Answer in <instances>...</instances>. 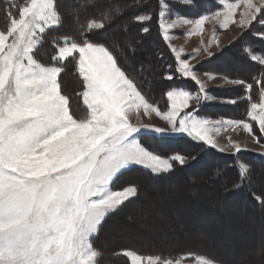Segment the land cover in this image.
<instances>
[{
  "label": "snow or ice",
  "instance_id": "6c2138e0",
  "mask_svg": "<svg viewBox=\"0 0 264 264\" xmlns=\"http://www.w3.org/2000/svg\"><path fill=\"white\" fill-rule=\"evenodd\" d=\"M241 2L245 7L239 21L234 19L239 4L227 3L226 11L211 17L205 14L199 19L162 24L163 38L171 40L169 29L187 24L193 26L189 34H200L206 22L221 16L224 28L229 22L239 23L242 28L253 21L264 25V0L259 4L254 0ZM160 3L161 8L168 7L165 0ZM184 3L190 4L191 0ZM0 11L8 23L6 30H0V264H98L100 253L91 238L109 213L136 195L135 187L113 190L110 185L114 178L131 165H142L157 174L173 168L169 159L142 146L137 134L186 133L215 148L210 132L241 126L252 132V124L244 120L213 121L199 118L195 110L183 111L192 100L199 103L211 98L194 96L187 90L168 91L171 109L162 112L141 94L107 47L64 36L62 41H53L60 46L51 59L59 63L78 54L87 114L77 117L70 110L69 98L61 93L59 77L64 67L45 65L34 55L46 30L62 24L55 0H30L22 9L14 0H4ZM107 19H91L86 27L81 26V35L104 29ZM150 19L148 15L139 16L140 21ZM172 51L179 74L190 78L203 93L205 83L198 79L188 60L181 59L183 49ZM245 51L251 53V49ZM250 58L264 67V55L250 54ZM206 74L214 79L216 71L208 69ZM226 82L240 85L247 92L253 88L252 83L241 79ZM258 83L260 102L251 104L248 115L264 133V81ZM141 111L143 115L155 113L170 125V132L132 123L130 116L135 114L139 120ZM232 146L237 153L241 151L238 143ZM171 160L185 163L182 155H174ZM240 168L242 175L248 172L244 164ZM143 261L139 255L132 256V264ZM147 264L173 261L148 256ZM197 264L214 262L201 256Z\"/></svg>",
  "mask_w": 264,
  "mask_h": 264
},
{
  "label": "rangeland",
  "instance_id": "374dc122",
  "mask_svg": "<svg viewBox=\"0 0 264 264\" xmlns=\"http://www.w3.org/2000/svg\"><path fill=\"white\" fill-rule=\"evenodd\" d=\"M88 1L90 2L91 0ZM107 1L111 2L112 0ZM76 2L78 1L76 0ZM117 3L118 6L114 7V12H117L118 7L122 8L124 6V3L119 0H117ZM227 3L239 4L234 17L236 21H239L241 13L244 11V4L241 0L236 2L223 0L224 9L221 12L226 11L225 4ZM254 3L259 4L260 0H254ZM75 5V2L73 1L69 6V12L73 15L72 18L78 19V23L81 24L82 21H80L79 18L84 11L82 10V12H80L78 6ZM176 19L184 18H170L166 8L162 9L160 13V25L173 23ZM223 19V16H221L219 20L210 19L206 22L204 25V31L200 34H189L193 29V26L190 24L178 25L175 28L169 29V35L172 39L169 41H161L158 47L163 52H168L167 50L169 49L174 56L175 53L172 51V48L177 50L183 49V52L180 53L181 59L188 60L190 66L194 69L195 66H200L203 61L211 58L213 55L222 51L224 47L233 43L249 27L242 28L239 23L229 22L228 27L224 28L222 23ZM119 23L120 28L118 31L119 33H117L118 37L127 46L129 37L123 36L120 33L125 31L124 29H126V25L132 26V24L128 18H123ZM48 30H46V33ZM161 30L162 35L164 36L162 27ZM132 31L135 32H133L130 37H136L138 31L135 29ZM155 36L154 32L153 38L151 37L153 40L149 39V41L144 40L143 37L141 39L139 38V40L137 38L135 43H137L138 50L141 52L142 50L148 51L149 49L151 50L155 48L158 44L156 43L157 39ZM234 49L235 48H233V50ZM234 51L238 56L240 55L238 48ZM209 52L211 55H209ZM74 55L78 56V54ZM139 55L140 54H138V56ZM148 57L156 60V54L154 52ZM134 59V61H137V66L142 61L141 58L138 57ZM65 61L60 62L63 63ZM147 61H149V58ZM218 64L232 72L246 73L251 70L246 64L235 61L230 55L224 56L218 61ZM194 70L197 73L198 79L205 83V91L203 93H200L199 91L195 93L189 90L187 91L194 96L208 95L211 98L201 100L199 103H197L196 100H192L190 101V107L183 111L192 112L195 110L194 114L199 118L204 119L203 116L198 114V108H204V110H206V104L233 103L232 100L216 98L209 92L210 88L222 89L221 87L237 86L236 84L227 83L226 79L229 80V78L216 75L214 79H209V76L206 73L200 72V69ZM183 78L191 80L190 78ZM180 90L185 89H174L172 91ZM259 102L260 100L256 103ZM85 107L87 108L86 105ZM170 109L171 102L169 101L168 111H170ZM181 114H183V112ZM130 117L136 124L147 122L152 126L165 128L170 132V125L160 119L155 113L143 115V112L141 111L139 120H137L135 114ZM210 118L223 117L209 116V119ZM248 118L249 119L246 121L254 126L257 136H255L253 132H247L242 126L236 128H222L220 132L213 131L209 133L215 141L217 149L227 153H236L232 144L238 143L241 146V151H264V135L260 132L257 125L251 121L249 115ZM184 134L185 133H173L174 136L178 137L183 136ZM137 135L140 136V134ZM149 139L152 142V138ZM186 147L188 146L184 147L185 149H188V153H174L169 158L162 159H169L173 164V167L175 165L186 166L193 161L191 160L189 162L192 156L188 157V155H190V150L192 152L193 149ZM174 155H182L185 158V163L181 165L178 162L171 160V157ZM192 158L195 159L196 157ZM227 164L228 162L214 158L211 154L209 156L206 155L199 160L191 171L178 172L175 176H170V178L160 182V184L157 185V188L149 190L147 187H141L140 200L127 207L124 212L120 213L119 219H117V217L107 223L101 241L104 244H111L116 247L128 243L130 248H122L119 251H116L117 253L115 254V256H120V258L125 261V263L127 262V264H132V256L136 255L143 257V264H147V257L152 256L155 258L157 256L155 255L156 253L161 254L159 257L162 260H168L169 258H165L164 255L162 256L161 252L167 253L180 248H186L184 251L190 253L197 250H203L204 252H209V254H212L215 257L210 258L201 254H191L185 255L178 260H172L173 264H176L177 261H179V264H197V258L201 256L212 260L214 264H222L218 258L224 260L228 264H264V179L260 180L258 176L256 179V176L252 175L254 173H250L251 168L246 163L240 162V165L244 164L248 168V172L244 173L248 179V185L246 186L248 189H243L242 192H252V198L255 200L253 201L250 197L243 201H239V195L234 194V192H236V185H238V175L234 170H230L231 172H228V174L224 173L223 169H225ZM135 167L151 171L142 165H131L128 169L122 170V172L114 178L110 187L115 190L114 185L116 181L124 173L129 172ZM262 169H257L256 171L261 172ZM206 172H209L210 177H205ZM232 175L236 178V183L234 182L233 186H231V183H225L226 177ZM252 176H255L254 179L251 178ZM196 184H199V186L195 187L194 185ZM183 187L184 189H182ZM125 188H121L120 190H124ZM174 190L177 191L175 192ZM244 192L243 194H245ZM136 195L129 197V199L120 205V207L135 198ZM191 202L199 203V205H192L190 204ZM112 213L113 212L109 213L107 216ZM103 237H105V239H103ZM111 245H108V247ZM132 247L140 250L147 248L148 251L154 253L142 256L133 251V249H131ZM104 251L109 257L108 259L112 260V255L115 252H111L110 250ZM126 253H131V255H127Z\"/></svg>",
  "mask_w": 264,
  "mask_h": 264
},
{
  "label": "trees",
  "instance_id": "16d2710c",
  "mask_svg": "<svg viewBox=\"0 0 264 264\" xmlns=\"http://www.w3.org/2000/svg\"><path fill=\"white\" fill-rule=\"evenodd\" d=\"M80 9L84 11L80 16L79 20L82 23H78V19L72 18L73 15L69 12V6L72 2ZM55 0L57 10L61 15L62 24L61 26L50 29L45 34V39L43 43L38 47L35 52L36 59L45 64L57 66H63L64 71L60 74L59 81L61 84V93L69 98L70 110L77 117H84L87 114V108L83 103L82 93L85 90L83 78L78 72V60L77 55L68 58L65 62H55L52 61V56L56 52V48L59 44H53L54 40L62 41L64 36H68L70 39H74L80 42L81 39H87L88 42L95 43L97 45H102L107 47L114 55L117 60L118 66L122 71L130 78L137 89L141 92L145 98L157 106L162 112L168 111L169 100L167 98V92L174 89H185L193 93L198 91V85L191 81L184 79L177 71V61L173 53L168 49V52H163L159 49L158 45L161 41H165L162 35L161 25H160V13L163 8H161L160 0H119L124 3L122 8L117 9L114 12L115 6H118L117 0H112L108 2L107 0ZM228 2H236L238 0H227ZM89 2V3H88ZM14 3L19 5V8H23L26 4L30 3V0H14ZM167 4L166 10L170 18H184V19H199L202 15H213L215 12H221L224 9L223 0H191L190 4L184 3V0H165ZM75 5V6H76ZM4 7V0H0V8ZM68 8V10H67ZM14 13L18 14V9H12ZM140 15H148L151 17L150 20L140 21ZM105 20V28L102 30H92L91 32L85 33L83 36L81 33L84 32L82 25L86 27V24L91 19ZM123 18H128L132 26H127L125 31L120 33L123 36L129 37L128 45L126 46L118 37L119 33V21ZM129 24V23H128ZM80 25V26H79ZM8 23L4 19L3 12L0 11V29L6 30ZM147 27L148 31L144 32L143 29ZM117 29V31H116ZM138 31L136 37L131 38L130 35ZM155 32L157 46L148 51L142 50L141 52L137 48V43L135 40L142 37L144 40L153 38ZM152 34V35H151ZM264 25L253 21L248 29L242 33L233 43L224 47L222 51L213 55L211 58L203 61L200 66H195L194 69H200V72H205L208 69H215L216 75H221L229 79H241L246 83H252L253 88L250 92L245 91L244 87L237 85L232 88L227 89H211L210 92L216 98H223L227 100H235L232 104H206L207 109L199 108L198 114L201 116L210 117H224L231 120H248V113L251 109V104L258 102L260 100L259 88L260 84L258 81H264V67H262L258 62L251 60L250 54L264 55ZM153 40V39H151ZM155 42V41H153ZM155 43V44H156ZM239 49L240 55L238 56L233 50ZM251 49V53L245 51V49ZM156 54V60L150 59L151 53ZM138 54H140L138 56ZM230 55L235 61L242 62L246 64L251 70L246 73L242 72H232L226 70L225 67H221L218 61L224 56ZM141 58V63L137 66V61L134 58ZM149 58V61L147 59ZM154 60V61H153ZM171 75L172 79L167 77ZM160 78V80H159ZM74 83V84H73ZM253 131L255 136H257L256 129L253 126ZM149 138H152V142ZM141 143L146 146L148 150L152 151L154 154H158L161 158H169L174 153H188L190 150L189 162L193 160L190 164L186 166H174L172 170L166 173L155 174L152 171L135 167L129 172L124 173L115 183L114 189L120 190L128 186L135 187L137 190V195L135 198L131 199L128 203L121 206L118 210L106 217V219L101 224L98 233L92 238V243L95 249L100 253L98 256V264H127L123 261L120 256H115L117 253L111 249H108V245L101 241V237L107 227V223L117 218L119 219V214L124 212L125 209L132 204L140 200V190L141 187L147 189L157 188L165 179L170 178V176H175L178 172L191 171L193 167L206 155H212L214 158L222 159L228 164L225 166L224 173H230V170H234L237 173L236 192L234 194L239 195V201L244 199L252 198V192H244L243 189H248L247 176L241 173L240 162L246 163L250 168V173L259 177L260 180L264 179V153H255L252 151H241L236 153H225L212 146L199 141L194 136L189 137L187 134L185 136H171V135H151L142 136ZM195 149V151H194ZM197 149V150H196ZM198 151V152H197ZM210 153V154H209ZM211 166V165H210ZM263 168V169H262ZM257 169H262L261 172L256 171ZM210 177L209 172H206L205 177ZM255 176L251 178L254 179ZM258 176V177H257ZM225 183L228 184L236 183V178L232 176H227ZM189 184V182H188ZM223 184V183H222ZM180 185V184H179ZM198 187L199 184L194 185ZM178 189V188H177ZM184 189V187L182 188ZM175 192L177 190H174ZM180 191V190H179ZM261 192V191H260ZM250 195V196H249ZM254 201L255 199L252 198ZM246 201V200H245ZM192 205H199V203L191 202ZM105 239V237H103ZM113 246V245H111ZM130 245L124 244L123 246L117 247L118 251L122 248H130ZM133 251L137 252L142 256L150 255L154 252L148 251L147 248L140 250L138 248L132 247ZM146 249V250H145ZM186 248H180L175 251H169L167 253L161 252L162 256L165 258H171V260L181 259L185 255L191 254H201L207 257H215L209 252H204L203 250L193 251L192 253L184 251ZM104 250H110L115 252L112 255V260H109L107 254ZM147 251V252H146ZM184 251V252H182ZM160 256L161 254H155ZM251 259V258H249ZM254 259V258H252ZM222 264H228L224 260H220ZM112 261V262H111Z\"/></svg>",
  "mask_w": 264,
  "mask_h": 264
},
{
  "label": "crops",
  "instance_id": "0c3cea01",
  "mask_svg": "<svg viewBox=\"0 0 264 264\" xmlns=\"http://www.w3.org/2000/svg\"><path fill=\"white\" fill-rule=\"evenodd\" d=\"M214 15V14H213ZM203 73H205V72H203ZM224 79H226V78H224ZM228 80V79H227ZM230 80V79H229ZM222 89H227V88H232L231 86H227V87H225V88H223V87H221ZM211 89H219V88H210V90ZM210 90H209V92H210ZM211 93V92H210ZM212 94V93H211ZM213 95V94H212ZM216 104V103H215ZM201 116V115H200ZM204 118H207V119H209V116H203ZM130 119L132 120V118L130 117ZM211 119V118H210ZM220 119H223V120H231V119H227V118H213V119H211V120H213V121H215V120H220ZM222 120V121H223ZM132 122H133V120H132ZM255 125H257V127L259 128V126H258V123L257 122H255V121H252ZM134 123V122H133ZM134 124H136V123H134ZM138 124H140L141 126H143V125H145V124H147V125H150V123H147V122H141V123H138ZM152 126V125H151ZM153 127H155V126H153ZM253 127V126H252ZM252 132H253V134H254V131L252 130ZM255 135V134H254ZM263 135H264V133H263ZM209 145V144H208ZM211 146V145H210ZM215 148H217V147H215ZM220 150V149H219ZM222 151V150H221ZM243 151V150H242ZM223 152H225V151H223ZM252 152H255V151H252ZM225 153H227V152H225ZM255 153H264V151H257V152H255Z\"/></svg>",
  "mask_w": 264,
  "mask_h": 264
},
{
  "label": "bare ground",
  "instance_id": "6f19581e",
  "mask_svg": "<svg viewBox=\"0 0 264 264\" xmlns=\"http://www.w3.org/2000/svg\"><path fill=\"white\" fill-rule=\"evenodd\" d=\"M108 249H111L113 251H118L119 248H117L116 246H109Z\"/></svg>",
  "mask_w": 264,
  "mask_h": 264
}]
</instances>
